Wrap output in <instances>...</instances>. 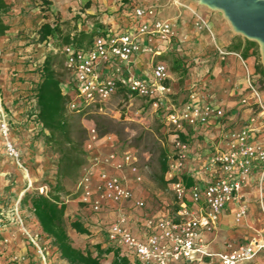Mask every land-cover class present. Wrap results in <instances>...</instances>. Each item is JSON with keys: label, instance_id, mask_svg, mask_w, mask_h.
Returning <instances> with one entry per match:
<instances>
[{"label": "built area", "instance_id": "obj_1", "mask_svg": "<svg viewBox=\"0 0 264 264\" xmlns=\"http://www.w3.org/2000/svg\"><path fill=\"white\" fill-rule=\"evenodd\" d=\"M123 11L122 27H97L96 35L87 48L78 49L73 44L55 48L52 38L43 42L48 52L64 57L75 97L79 101V105L74 102L69 104L71 110L100 108L120 92L146 99L155 106L162 105L164 101L169 103L167 97L171 94V88L165 85V81L169 80V70L159 56L162 49H166L175 39L174 27L167 20L153 18L151 9L140 7L135 2L124 4ZM145 18L151 21L143 22ZM141 37L146 39L145 44L140 42ZM153 39L158 43H153ZM219 52L221 55L226 54ZM143 53L151 55L150 69L147 73L135 74L131 70L132 60ZM242 64L252 102L248 104V99L242 98L241 104L255 107L257 114L264 117V99L253 86L252 75L243 61ZM200 89L201 85H190L186 99L179 107H166L167 124L178 130L173 136L174 151L168 157V169L164 177L175 199L174 208L152 213L146 209L143 200H134L129 182L141 183L142 176L135 166L137 159L133 151H114L104 156V166L117 173L102 171L95 187L90 170H85L77 183V189L81 192L79 201L86 204L92 213L110 212L113 208L117 212L112 222H100L98 231L106 235L107 242L114 249L119 250V253L125 251V256L134 258L137 264L190 262L198 256H211L200 244L202 234L212 233L216 229L220 214L237 199L253 170H257L259 186L264 183V145L255 140L251 119L240 130L225 134V150L213 151L208 155L204 166L208 178L203 181V185L193 180L190 187L185 186L182 171L189 157L185 128L205 126L225 117L224 110L210 102L209 96L202 95ZM2 104L0 94V134L8 139L9 126L3 116ZM87 131L89 137L96 138L94 128ZM180 135L185 137L184 143ZM7 149L11 156L17 158V152L10 142H7ZM127 203H131L130 211H142L136 219V225L143 239L133 235L127 227L122 212ZM244 212V208H241L237 217ZM262 249L264 244L253 242L240 245L230 253L218 254L217 257L221 264H241L252 259Z\"/></svg>", "mask_w": 264, "mask_h": 264}, {"label": "rangeland", "instance_id": "obj_2", "mask_svg": "<svg viewBox=\"0 0 264 264\" xmlns=\"http://www.w3.org/2000/svg\"><path fill=\"white\" fill-rule=\"evenodd\" d=\"M127 1L138 2V0H31V7H38L42 18L50 20L51 24H55L62 35H65L74 33L77 29L76 20L79 14H75L76 12L83 13L84 9L92 5L99 6L104 3L107 8L109 7L111 15L114 4ZM148 2L156 3L160 14L171 18L174 8L189 10L190 4L197 3V0H148ZM48 11L50 15L43 14ZM207 11L216 13L210 9ZM86 19L88 23H83L88 26L89 22L94 23L91 28L94 30L97 20L89 17ZM239 39L245 38L235 34L232 45L237 44ZM47 52L45 49L34 58V73H37ZM255 52L249 51L253 67L251 79L258 80L260 77L255 70L256 65L261 64L258 45ZM163 58L171 76L168 83L171 94L167 97L170 103L164 101L162 105L155 106L151 101L120 92L103 103L100 108L86 109L80 114L79 120L84 130L94 128L96 132L95 139L89 137L87 133V140L83 145L86 155L88 151H101L100 156L103 159L107 151H133L137 159L135 166L142 176L140 186L148 194L149 207L145 205L146 209L152 206L167 210L174 207L175 199L160 179L159 161L162 152L169 156L174 151L173 136L178 130L167 124L166 107L177 106L183 99V87L189 77V71L187 76L181 73L186 64L175 62L181 58L172 55ZM3 62V58L0 57V94L9 134L8 139L0 134V264H68L60 258L52 239L42 233L29 206L21 202L26 193L36 192L45 195L52 191L58 156L45 144L47 132L40 129L34 117L35 84L31 82L32 86L27 85L26 82L30 80L19 75L21 70L17 65L26 66L28 63L11 60L10 68L6 72L2 68ZM173 67L179 68V71L172 72ZM61 72L62 89L69 93L72 102L79 105L71 86V77L65 69ZM260 95L264 99V92H260ZM253 108L256 111V108ZM228 114L225 112L224 119ZM236 124L242 126L243 121L237 120L232 127ZM104 130L109 133L98 137ZM7 142H10L17 152V158L9 154ZM80 178L81 174L77 179L62 181L63 191L60 192V196L65 201L70 219H76V212H91L86 204L79 201L81 192L77 189V183ZM67 233L75 247L88 246V238L85 236L74 237V232L68 227Z\"/></svg>", "mask_w": 264, "mask_h": 264}, {"label": "crops", "instance_id": "obj_3", "mask_svg": "<svg viewBox=\"0 0 264 264\" xmlns=\"http://www.w3.org/2000/svg\"><path fill=\"white\" fill-rule=\"evenodd\" d=\"M5 1L11 7L4 16L5 23L9 26V29L4 36L0 37V57L4 61L2 68L7 72L10 68L11 60L25 61L28 63L26 66L19 64L17 68L21 70L19 75H23L30 80L26 84L32 86V83L36 84L38 81V74L33 72L34 58L41 51H45L43 42L40 43L38 41V30L42 24H51V22L42 18L38 7H31V0ZM127 3L128 1L114 4L111 15H109L111 12L108 10L109 7L107 8L104 3L99 6L92 5L84 9L83 13L76 12L75 14H79V17L76 20L77 29L75 32L80 30L85 32L93 31L91 28H93L94 23L89 22V26L84 24L85 22L88 23L87 17L97 20L98 23H96L94 31L99 24L101 28L106 29L121 28L123 25L122 15H124L123 7ZM135 3L140 7L151 9L153 18L167 20L174 27L175 39L166 49H162L159 57L172 55L190 62L187 63L190 68L188 67L189 77L183 87L184 97L177 106H171L179 107L185 101L190 85L198 84L201 85L202 95L209 96L210 102L219 106L224 112L229 113L223 120H213L205 126L185 128L189 157L183 167L182 174L192 176L194 181H199L200 185H203V181L208 178L204 172L208 155L213 151L227 148V142L224 139L227 132L240 130L244 124L249 123L252 119L251 126L255 129L254 138L264 145V117L258 115V112L253 110V107L241 104L242 98L248 99V104L252 102L245 81L246 71L242 64L243 61L248 71L252 74L251 58L243 59L240 54L229 50V46L235 36L229 24L220 12L209 13L207 11L208 8L199 4L198 1L197 3L192 2L189 10L172 7L174 11L171 12V18H166L165 14H160L157 8L158 5L154 2L149 4L148 0H138ZM49 13V11L43 12L45 15H50ZM66 18L68 19L69 17ZM142 21L149 22L151 19L145 18ZM140 42L145 44L146 39L141 37ZM152 42L158 43L155 39ZM219 51L226 54L221 55ZM150 61L151 55L147 53L135 56L131 63L132 72L139 75L147 73L150 69ZM169 79H171L170 75ZM168 102L170 103V101ZM237 120L239 122L243 121V125L238 126L236 124L232 127V124L236 123ZM100 152L88 151L86 163L82 168V172L85 170L92 171L94 187L97 185L98 176L102 171L108 174L117 173L115 170L104 166ZM112 152L114 151L105 153L109 154ZM140 185V183L132 180L129 182L134 200H143L145 205L149 207L147 191L141 188ZM130 205L131 203L124 204V210L122 211L126 217L127 227L133 235L143 239L144 236L141 234L138 225H136V219L142 211L139 209L130 211ZM241 208H244L245 212L237 217ZM148 210L153 213L161 212L165 209L150 206ZM67 211L66 206L65 214L69 216L70 213H67ZM75 214L76 218L87 223L91 231L89 236H85V238H88V246L80 245L77 248L84 250L89 247L92 249V245L102 243L103 249H114L107 242L106 235L98 231L100 222L107 224L116 218L117 212L114 211V208L110 212L107 211L100 214L92 212H76ZM73 234L74 237L80 236L76 233ZM253 242L264 244V183L259 186L257 170L251 172L237 199L227 205L220 214L216 229L212 233L202 234L200 244L211 256H198L190 262H170V264H221L217 257L218 254L230 253L240 245H247ZM121 254L127 255L123 250L122 253L120 252V256ZM112 258V252L103 255L101 263L111 264ZM128 261L130 264H137L136 260L130 256H128ZM241 264H264V249L259 250L252 259Z\"/></svg>", "mask_w": 264, "mask_h": 264}, {"label": "trees", "instance_id": "obj_4", "mask_svg": "<svg viewBox=\"0 0 264 264\" xmlns=\"http://www.w3.org/2000/svg\"><path fill=\"white\" fill-rule=\"evenodd\" d=\"M10 7L11 5L6 3L5 0H0V37L4 36L9 29V26L5 23L4 16ZM98 27H101V25H98ZM95 35L96 31L94 30L91 32L80 30L62 35V32L55 24L44 23L38 30V41L42 43L48 38H52L54 39L53 46L55 48L73 44L76 48L81 49L89 47ZM256 49V43L246 39H239L237 44L229 46L231 52L240 54L243 59L250 56V50L255 52ZM160 59L163 60L164 58L161 57ZM177 61L186 64L181 73L183 76H187L189 67L187 61L183 59L175 60V62ZM64 69L71 77L70 72L65 67L64 57L52 51L47 52L41 66L36 71L38 81L35 84L34 91L36 107L34 117L36 123H38L42 131L45 130L47 132L44 142L58 156L55 183L52 191L48 194L26 193L21 202L29 206L42 233L52 239V244L59 253L60 258L68 264H102L103 255L110 252L113 255L111 264H130L128 257L120 256L119 250L103 249L102 243L92 245V249L89 247L84 250L77 248L73 245L67 233L68 227L72 232L80 236H89L91 234L87 223L78 218L70 219L69 216H66V204L60 196V192L63 191L62 181L80 177L82 168L86 163V151L83 145L87 140L88 132L83 129L79 116L90 107H82L78 111H69V104L72 100L69 93L62 89L63 73L61 71ZM171 70L176 73L179 68L173 67ZM255 70L260 79H252L253 86L259 92H264V68L258 63ZM168 83L169 80H166L165 85H168ZM71 86L75 92L72 82ZM107 133L109 131L104 130L98 134V137H103ZM180 140L184 143L185 137L180 135ZM168 157L164 152L160 154V179L165 186L168 183L164 179L168 169ZM182 180L186 187H190L193 184V179L190 176L182 175Z\"/></svg>", "mask_w": 264, "mask_h": 264}, {"label": "water", "instance_id": "obj_5", "mask_svg": "<svg viewBox=\"0 0 264 264\" xmlns=\"http://www.w3.org/2000/svg\"><path fill=\"white\" fill-rule=\"evenodd\" d=\"M208 9L220 12L232 32L258 45L264 68V0H197Z\"/></svg>", "mask_w": 264, "mask_h": 264}]
</instances>
